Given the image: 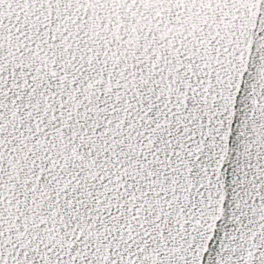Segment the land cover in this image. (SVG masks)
<instances>
[{"label": "snow or ice", "instance_id": "6c2138e0", "mask_svg": "<svg viewBox=\"0 0 264 264\" xmlns=\"http://www.w3.org/2000/svg\"><path fill=\"white\" fill-rule=\"evenodd\" d=\"M0 264H264V0H0Z\"/></svg>", "mask_w": 264, "mask_h": 264}]
</instances>
